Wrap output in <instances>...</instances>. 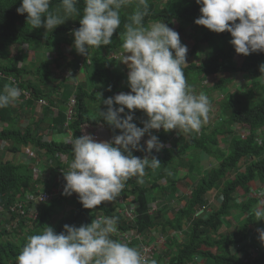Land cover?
Instances as JSON below:
<instances>
[{
    "label": "trees",
    "instance_id": "trees-1",
    "mask_svg": "<svg viewBox=\"0 0 264 264\" xmlns=\"http://www.w3.org/2000/svg\"><path fill=\"white\" fill-rule=\"evenodd\" d=\"M21 2L22 0H0V72L16 78L17 87L21 90L19 99L26 103L27 111L20 112L13 108V103L0 108V124L3 126L0 143L10 142L8 149L12 157L24 149L38 151L37 156L42 154L46 160L43 165L49 168L50 177L49 181L38 179L39 169L33 164L1 159L0 207L5 206L6 210L14 205L19 195L36 192L38 188L51 191L57 186L59 174L68 169V165L62 160L63 156L72 158V145L69 142L74 136L79 138L87 134L98 141V133L101 131L120 133L99 112L107 110V106L103 104L104 99L121 92H130L126 84L127 71L120 68V60L108 57L111 53L122 51L123 25L134 11V3L121 10V25L113 34L112 44L90 48L88 56H83L75 50L72 35L73 30L80 26L82 11L53 31L47 32L43 27L32 29L26 20L27 13H17L16 9L21 6ZM59 3L60 0H52L50 10L55 11ZM148 3L149 15L145 17V24L163 21L174 29L175 23H178L179 28L174 31L179 36L186 30H194L200 34V42L207 45L206 60L198 64L186 56L187 64L183 66V71L191 88L211 77L220 78L212 86L213 91L221 92L224 96L219 103L221 111L217 124H203L199 131L191 134H179L175 129L168 132L161 129L160 133H157L158 130H151L152 134L156 133L160 142L167 144L165 154L162 157L155 156L161 164L157 169L145 168L143 178L151 179L150 186L138 183L137 177H132L119 195L126 199L133 196L129 200L137 215L133 226L120 213L119 197L112 202H102L94 209H85L79 202L78 194L62 195L49 204L39 205L34 209L27 207L22 216L14 214L10 222L0 225V264H15L27 237L41 233L46 226H51L60 233L66 224L79 227L91 224L98 216L117 219L118 231L111 237L116 240L122 233L134 229L144 237L145 243H151L172 232H184L187 227L182 244L168 239L167 248L157 256L162 264H264V242L259 239V232L255 228L263 226L258 224L260 221L254 215L255 207L263 198L260 193L264 192V102L252 105L246 100L247 93L224 91L235 77L242 75L256 78L259 82L253 84V89L264 91V73L259 70V66L264 64V53L254 52L247 56L237 54L230 43L232 37L229 32L216 33L195 24V19L201 15L200 5L195 0H148ZM77 7L82 10L83 0H80ZM63 45L72 47L73 59L69 63L72 75L82 71L85 80L77 88H69L68 80H65L67 85L64 87V94L61 98H52L58 86L64 85L59 82L52 86L57 81L52 67L61 69L65 65L63 58L57 56L52 60L46 55L45 61L38 59L37 63L30 61L27 65L19 63L29 60L26 55L28 49L37 51L44 46L46 53L59 54ZM81 63L83 67H80ZM26 76L33 78L25 80ZM5 85L13 84L7 79H0V91H3ZM22 91L29 92L31 99L25 101ZM251 94L253 92H249ZM73 97L76 102L75 110L68 124L71 133H67L66 111ZM48 98L52 105L58 104V113L45 108L41 120H37L32 113L35 117L30 124L25 125V121L22 124L29 114L28 109L36 101ZM125 111L128 112L127 109ZM133 111V123L142 128L141 121L147 119L146 114L142 110ZM207 118L211 120L209 114ZM48 130L53 133L57 131L64 137L71 135V140H45ZM238 130H247L248 134L244 135ZM132 154L142 158L146 153L132 150ZM204 155L212 158L213 163L218 166L204 172L201 165ZM188 162V174L182 176L180 170L188 166ZM196 171L198 177L193 175ZM188 179L193 182L191 193L188 197L176 198L181 192L185 194L179 185L186 186ZM214 194L217 196L214 198L217 199L216 202L210 200ZM174 200L178 201L179 206L173 209L171 202ZM214 202L216 204L211 205ZM153 204L160 206L154 216L149 213ZM68 207L71 208L69 211ZM244 215L245 219L241 220L240 216ZM228 223L237 226L231 230ZM236 246H240L241 252L234 251ZM254 255H257L256 258Z\"/></svg>",
    "mask_w": 264,
    "mask_h": 264
},
{
    "label": "clouds",
    "instance_id": "clouds-1",
    "mask_svg": "<svg viewBox=\"0 0 264 264\" xmlns=\"http://www.w3.org/2000/svg\"><path fill=\"white\" fill-rule=\"evenodd\" d=\"M195 2L201 13L195 24L216 33L229 32L237 54L264 53V0ZM51 3L52 0H22L16 11L27 13L26 20L32 29L43 27L47 32L82 11L80 26L72 35L75 50L83 56H88L90 48L112 44L113 34L121 25V10L135 4L123 25L119 61L128 68L130 92L104 99L107 110L99 112L120 134L110 141L97 142L86 134L74 136L69 142L72 159L69 170L64 172L62 195L76 193L85 209H94L102 202L116 200L130 178L137 177L142 184L146 167L160 166L155 156H149L153 149L159 152L165 145L151 130L175 129L179 134L199 131L207 119L210 101L205 93H195L186 81L183 66L187 64L188 49L181 44L179 34L163 21L145 24L148 0H83L82 10L77 7L80 0H60L55 11L50 10ZM259 70L264 73V64ZM20 95L17 86L5 85L0 91V108L16 102ZM133 110L146 114L142 128L133 123ZM145 134L149 136L146 147L140 143ZM132 150L147 155L140 158ZM260 196L264 197V192ZM254 215L264 220V199L259 200ZM117 231V219L108 216L79 227L66 224L60 233L46 226L41 233L27 237L15 264H147L139 249L111 238ZM257 231L264 242V229Z\"/></svg>",
    "mask_w": 264,
    "mask_h": 264
},
{
    "label": "rangeland",
    "instance_id": "rangeland-1",
    "mask_svg": "<svg viewBox=\"0 0 264 264\" xmlns=\"http://www.w3.org/2000/svg\"><path fill=\"white\" fill-rule=\"evenodd\" d=\"M178 28H179V24L175 23L173 30H177ZM179 38H180L181 44L187 46L188 51H187L186 56H189L193 62L200 64L206 60V54L208 53L207 45L200 42L201 37L197 31L186 30L185 32L180 34ZM42 47H43V49L40 48V49H37V51H33V50L30 51L29 49L26 50V55H28L29 60H27L24 63L18 62L19 65H22V64L27 65L30 63V61L37 63L38 59H41V61H45V60H47L45 57L46 55H47V58L52 59V60L55 59L57 56L58 57L61 56L63 58V62L65 63V65L59 70L56 66L52 67V70L55 71V72H53L55 75V78H57V81H60V82H62V81L64 82L65 80H68L67 81L68 84L70 81L72 83H74L76 80L75 79L70 80V79H71V77L74 78L75 75L73 77L72 69L69 66L70 61H72V59H73L72 52H71L72 47H69L67 45L61 46L59 54L58 53H46L45 52L46 48L44 46H42ZM195 48H196V50H195ZM56 54H58V55H56ZM40 62H39V64H40ZM36 66L38 67L39 65L36 64ZM120 68L122 70H126L128 73V68L125 64L120 63ZM24 78H25V80H28V79L31 80L33 77L32 76H26ZM219 80H220V78L213 79V77H211L209 79H206V80L199 82L198 84H196L195 86L192 87V90L197 94L200 92L205 93L207 95V97L209 98V101H210V110H209L208 114L210 115L211 120L209 118H207L203 122V124H204V125L202 124L203 126H208V125L213 126L214 124H217V122H218L217 119H218V116H219L220 111H221L219 103H221L223 101L224 96L222 95L221 92L213 91L212 86H214ZM57 81H56V83H57ZM255 82H259V81L254 77H250L247 75L237 76V77H235L234 81L229 85V87H227V89L224 91L225 92H227V91L228 92L240 91V93H247L246 94V96H247L246 100L248 102H250V104H252V105L259 104V103L264 102V91L263 90L259 91L258 89H253L254 88L253 84ZM126 84H128V83L126 82ZM54 85H55V83H53L52 86H54ZM74 89H76V88H74ZM251 89H253V91H252L253 94L249 95V92L252 93L250 91ZM20 105H22L21 109H19L20 112L23 110L27 111L26 103L21 101V99H19V98L16 102H14L13 108H15V107L18 108ZM28 111H29V114H31V112H30L31 109H29ZM29 114L27 115V119H24L25 125L30 124L32 118L35 117L34 115H29ZM2 127H3L2 124H0V131L2 130ZM160 132H161V129L157 131V133H160ZM238 132H241L244 135L248 134L247 130H244V131L238 130ZM52 134H53V132H52ZM153 135H156V133ZM50 136H53V135H46L45 140H51ZM112 138L113 137H110V139H108V140H111ZM148 138H149L148 134H146L144 137H142L141 142H140L141 145L146 147L145 141ZM9 144H10V142L0 143V160L1 159L5 160V161L11 160L14 163L33 164L38 169L40 168L39 169L40 170V174H39L40 179L42 177V180L48 181L46 178L48 176H50V171L48 170L49 168H46L45 164L43 165V162L46 163V160L44 159V157H42V154L41 155L39 154V156H36L35 159L33 158L34 155L32 156V153H30V152L26 153L27 156H24L23 154L21 155V153H22L21 152L18 155H16L15 157H12L10 155V152L8 149ZM37 155H38V153H37ZM201 164H202L203 169L207 170V171H210L213 167L218 166V164L213 163L212 158H208L205 155H204V157H202ZM68 170L69 169H67V171ZM67 171H64V172L66 173ZM64 172H63V174H59V176H58L59 181L64 180ZM231 178H234V176H231ZM150 180H151L150 178L145 177V178H143L144 182L142 184H144L146 186H150ZM179 186L181 187V189L183 191L187 192V194L191 193L190 187L188 188L187 186H185V184L179 185ZM132 199H133V196H131V198L128 200H132ZM262 199H264V197ZM171 206L173 207V209H174V207L178 208V206H179L178 201L177 200L172 201ZM70 209L71 208L68 207L67 211H69ZM245 217H246L245 215L240 216L241 220L242 219L244 220ZM235 223H238V221H235ZM236 226L237 225H231L228 223V227L231 230L236 228ZM263 227H255V228H257V230H258V229H263ZM178 240L183 241V238L179 236ZM163 248H164V245H163ZM166 248H167V245L165 246L164 249H166ZM234 251L241 252L240 246H236V249ZM154 264H162V262H160V260L156 259ZM201 264H204V263H201Z\"/></svg>",
    "mask_w": 264,
    "mask_h": 264
},
{
    "label": "built area",
    "instance_id": "built-area-1",
    "mask_svg": "<svg viewBox=\"0 0 264 264\" xmlns=\"http://www.w3.org/2000/svg\"><path fill=\"white\" fill-rule=\"evenodd\" d=\"M120 53L121 51L111 53L109 54L108 58L113 60H120ZM80 67H83V63L80 64ZM0 79H7L10 84L18 86V82L14 76H8L7 74L0 72ZM22 94L24 95L25 101L31 99V94L29 92L22 91ZM35 103L40 108H50L52 112H55L56 110V108L47 99H41L39 101H36ZM75 103H76L75 98H72L68 103V108L66 111L67 122L65 123L67 129L69 128L68 124L72 120V116L74 114ZM67 133H71V131L68 129ZM162 143L165 145V147L159 152H156L155 149H153L149 158H151V156L162 157L165 154V151L167 149V144L164 142ZM145 155H147V153ZM144 156L142 158H144ZM39 174H40V170H39ZM39 174H38V179H40ZM56 183L57 186L51 189V191L45 189L42 190L38 188L36 192L26 193L25 196H20V195L17 196L14 205L11 206L9 210H6L5 206L3 208L0 207V225H6L8 222H10L14 214H20V216H22L24 214V211L27 209V207H32L34 209L37 208L39 205L49 204L55 199L60 198L62 196V192L66 181L57 180ZM119 202L121 204L120 213L127 219L129 224L133 226L136 222V216H137L135 207H132L131 204L129 203V200L122 196L119 197ZM159 209H160L159 204H153L149 211L150 215L152 216L156 215ZM186 231H187V227L184 229V232ZM184 232H172L168 236L160 237L159 239L155 240L152 243H145L144 237L141 234H139L136 230L132 229L130 231L122 233L119 236L118 240L128 242L130 246L133 247L136 246V248L141 251L143 257L147 261V264H154L157 259V256L165 250L164 248L167 245L168 239H173L179 243H182L183 241L180 242V240L178 239L179 236L185 238ZM263 250L264 247L262 248V251ZM256 256L257 255H254L253 257L256 258Z\"/></svg>",
    "mask_w": 264,
    "mask_h": 264
},
{
    "label": "crops",
    "instance_id": "crops-1",
    "mask_svg": "<svg viewBox=\"0 0 264 264\" xmlns=\"http://www.w3.org/2000/svg\"><path fill=\"white\" fill-rule=\"evenodd\" d=\"M73 73V72H72ZM74 77V76H73ZM72 79H75L76 81L74 82V83H72L71 81L69 82V84L67 85L66 84V81H62L61 83H63L64 85L62 86H58V89H57V91H55V94H54V96H52V98H61V96L64 94V92H65V90H64V87H66V85L70 88V86H72V87H76L77 88V86L79 85V84H81L84 80H85V77H84V73L82 72V71H80V72H78L76 75H75V77L74 78H72L71 77V79L70 80H72ZM58 82H60V81H57V83ZM55 84V85H58V84ZM74 98V97H73ZM21 101H23L22 99H21ZM48 101L50 102V100H49V98H48ZM51 103V102H50ZM14 104V103H13ZM55 108H56V110H55V114H57L58 113V111H59V106H58V104L56 103V104H54L53 105ZM21 107H22V105H20L18 108H16L15 107V109H17V110H19V109H21ZM30 109V108H29ZM28 109V110H29ZM32 109H34V111L32 110ZM46 109H48V108H46ZM31 110L32 111H30L31 112V114L30 115H32V113H34V115L36 116V118H37V120H41L42 118H43V116H44V113H45V108H40L36 103L33 105V107H31ZM51 111V110H50ZM26 119H27V117H26ZM25 120H23L22 121V123L24 122ZM51 133V134H50ZM55 133V134H54ZM53 134H52V131H47L45 134L46 135H53V136H50V138H51V140L53 139V140H58V141H67V142H69L70 140H71V135H70V137L67 135V136H63L62 134H60V133H57V131H55ZM118 134H120V133H115V134H110V133H107V132H104V133H102V131H101V133H98V135H99V137L97 138V142H100V141H110V140H108V139H110V137H113L114 135H118ZM27 152H30V153H32V156L34 155V159H35V157L37 156V153H38V151H36V150H32V149H24L23 151H22V153H21V155L23 154L24 156H27L26 155V153ZM71 157H69V156H63V158H62V160L65 162V164H67L68 165V167H69V164H70V162H71ZM180 165V164H179ZM202 165V164H201ZM176 167H177V164L175 165ZM188 168H189V162H188V166H184L181 170H180V173L182 174V176H184L185 174H188ZM69 169V168H68ZM67 171V170H66ZM204 172H206V170H204ZM195 174V175H194ZM198 172L196 171V172H194L193 173V175L194 176H196V177H198ZM49 177L50 176H48L46 179L49 181ZM41 179H42V177H41ZM57 180H58V178H57ZM57 180H56V182H57ZM186 186L189 188V187H193V182L191 181V180H187L186 181ZM189 196V194H187V192H185V194H183L182 192L181 193H179V195H177V197L176 198H183V197H188ZM214 198H217V196H216V194H214L213 195V198L211 199L210 198V200L213 202V200H214ZM215 202L217 201V199L216 200H214ZM211 203V205H215L216 203ZM260 222H258V224H260V226H264V220H259ZM159 239V238H158ZM157 240V239H156ZM155 241V240H154ZM153 241V242H154ZM185 241V238H183V242ZM181 242V241H180ZM182 242V243H183ZM152 243V242H151ZM182 243H180V244H182ZM202 263V262H201ZM200 263V264H201Z\"/></svg>",
    "mask_w": 264,
    "mask_h": 264
}]
</instances>
